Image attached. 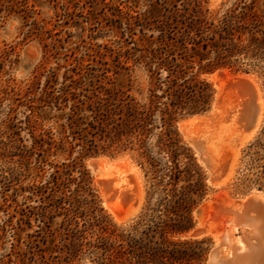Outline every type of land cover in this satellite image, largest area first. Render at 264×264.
Listing matches in <instances>:
<instances>
[{"label": "rangeland", "instance_id": "374dc122", "mask_svg": "<svg viewBox=\"0 0 264 264\" xmlns=\"http://www.w3.org/2000/svg\"><path fill=\"white\" fill-rule=\"evenodd\" d=\"M165 1L0 0V264H65L64 246L69 241L64 233L69 222L50 207L59 194L49 190L41 193L38 188L49 181L56 166L63 167V163L80 156L79 148L71 154L68 143L63 150L53 149L42 157H30L27 150L33 146V135L45 132H51L56 141L64 138L72 142L66 138L63 125H67L74 105L91 119V105L115 92L127 91L131 85L137 98L147 96L149 73L137 62L135 50L144 36L152 34L153 10ZM238 1L208 0V6L215 14H222ZM259 4L264 9V0ZM227 72L231 76L253 75L264 93V66L249 73ZM206 75L203 77L213 84L216 100L218 88ZM191 116L178 117L177 126L207 175L209 194L199 208L222 192L234 199L256 190L264 192V117L261 128L248 142H241V135L229 133L223 148L226 170L221 175L227 183L218 186L209 168L199 160L197 149L180 130L179 123ZM125 155L139 166L129 152L100 156L116 159ZM95 157L83 162L110 220L118 226L133 223L147 212L144 170L139 166L145 190L143 204L127 222L118 223L104 206L97 175L90 165ZM72 174L79 175L76 171ZM199 208L194 214L195 227L180 237L207 239L209 253L202 263L207 264L218 242L212 229L219 221L216 212L209 210V233L189 237L199 225ZM214 218L218 222L213 223ZM79 226L83 227V221ZM75 227L73 222L71 228ZM74 264L95 262L84 251Z\"/></svg>", "mask_w": 264, "mask_h": 264}, {"label": "trees", "instance_id": "16d2710c", "mask_svg": "<svg viewBox=\"0 0 264 264\" xmlns=\"http://www.w3.org/2000/svg\"><path fill=\"white\" fill-rule=\"evenodd\" d=\"M261 1L240 0L215 14L208 0H166L153 10L152 34L135 50L137 62L149 73L147 96L137 98L131 85L91 105V119L80 114L78 105L72 106L63 125L72 142L56 141L51 132L33 135L30 157L63 150L68 143L71 154L76 148L80 152L70 163L56 166L38 188L59 194L50 207L69 222L65 264H74L84 251L95 264L206 261L207 239L180 237L195 227V211L208 197L209 186L177 121L211 110L215 90L205 74L219 69L249 73L264 66ZM125 152L134 154L145 172L148 207L133 223L118 226L102 206L83 161ZM75 171L79 175L72 177Z\"/></svg>", "mask_w": 264, "mask_h": 264}, {"label": "bare ground", "instance_id": "6f19581e", "mask_svg": "<svg viewBox=\"0 0 264 264\" xmlns=\"http://www.w3.org/2000/svg\"><path fill=\"white\" fill-rule=\"evenodd\" d=\"M205 77L218 88L212 110L193 115L179 125L187 141L200 154L199 160L217 180L215 184L221 186L227 183L221 178L226 170L223 158L227 154H223V148L230 134L241 135V142H244L259 131L264 117V93L253 75L231 76L227 69H221ZM90 165L97 175L104 206L116 222H127L143 204L145 190L141 168L127 155L116 159L98 156L90 161ZM209 210L216 212L219 224L212 229L218 242L207 264H264L263 191H252L237 199L223 192L217 194L197 211L199 225L189 237L200 238L209 233L211 229L208 227V231L206 226ZM214 221L215 218L213 223L218 222Z\"/></svg>", "mask_w": 264, "mask_h": 264}, {"label": "water", "instance_id": "95a60500", "mask_svg": "<svg viewBox=\"0 0 264 264\" xmlns=\"http://www.w3.org/2000/svg\"><path fill=\"white\" fill-rule=\"evenodd\" d=\"M212 108H213V106H212ZM212 108H211V110H212Z\"/></svg>", "mask_w": 264, "mask_h": 264}]
</instances>
